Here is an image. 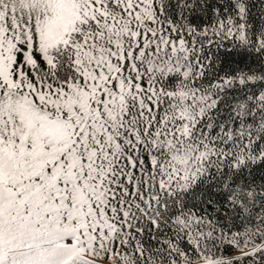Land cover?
<instances>
[{
	"label": "snow or ice",
	"instance_id": "snow-or-ice-1",
	"mask_svg": "<svg viewBox=\"0 0 264 264\" xmlns=\"http://www.w3.org/2000/svg\"><path fill=\"white\" fill-rule=\"evenodd\" d=\"M0 264H264V0H0Z\"/></svg>",
	"mask_w": 264,
	"mask_h": 264
}]
</instances>
